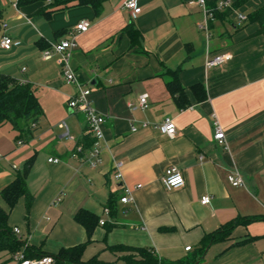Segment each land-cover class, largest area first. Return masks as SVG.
Returning <instances> with one entry per match:
<instances>
[{
	"label": "crops",
	"instance_id": "1",
	"mask_svg": "<svg viewBox=\"0 0 264 264\" xmlns=\"http://www.w3.org/2000/svg\"><path fill=\"white\" fill-rule=\"evenodd\" d=\"M126 1L106 0L99 16L81 5L46 17L37 12L41 1L0 0V42L5 34L15 42L10 49L0 44V72L32 83L43 109L30 136L11 123L0 125V192L33 157L29 193L13 207L0 194L8 223L23 241L19 251L70 264L59 255L82 245L84 262L129 264L132 251L112 248L125 245L170 260L191 256L193 264H264V36L252 35L257 22L244 25L238 18L264 0H247L228 19H216L209 37L199 27L204 11L198 0H137L142 10L135 18ZM82 20L89 28L74 31L70 63L107 117L96 165L88 156L94 135L67 105L76 86L65 81L59 54L43 55ZM130 25L139 33L134 42L125 30ZM224 52L231 58L206 65L208 56ZM175 70L185 106L167 87ZM197 83L203 99L192 88ZM166 117L176 125L173 137L154 126ZM215 120L226 133L224 144L214 137ZM116 161L123 162L122 180L115 178ZM172 164L185 184L168 189L162 178ZM234 170L244 185L229 181ZM122 184L142 186L124 203ZM204 195H210L208 204L201 203ZM79 212L94 219L90 232ZM235 219L224 238L201 250L205 234ZM0 264H16L13 254L1 251Z\"/></svg>",
	"mask_w": 264,
	"mask_h": 264
},
{
	"label": "trees",
	"instance_id": "2",
	"mask_svg": "<svg viewBox=\"0 0 264 264\" xmlns=\"http://www.w3.org/2000/svg\"><path fill=\"white\" fill-rule=\"evenodd\" d=\"M41 1L42 5L38 8L37 12L49 17L54 11L69 8L72 6L90 5L96 16L102 13L104 2L106 0H18V5H24ZM247 0L233 1L232 6L218 10L217 3L209 4L207 6L214 12L215 19L210 21V28L216 19H228L241 4ZM244 25L248 23L257 22L258 29L252 35L264 36V4L256 10L251 11L247 15V19L243 21ZM129 33L132 42L139 37L138 30L133 26L125 28ZM171 78L167 81V87L172 95L178 97L181 105L185 106L188 100L184 101L185 91L182 87L177 71H171ZM195 93L199 95L200 99L206 97L205 89L202 84L197 83L192 86ZM43 112L41 103L36 93V87L28 82L19 81L17 78L0 72V125L4 123H11L15 129L20 130L25 135L30 136L35 125ZM88 147L91 144L87 145ZM33 162V157L27 159L24 168L18 171L16 178L8 186L0 192L4 200L13 207L21 196L29 193L27 186V175L29 168ZM109 208L111 206L109 205ZM83 223H85L88 232L92 228L94 219L88 217L83 213L76 215ZM9 211L5 210L0 205V252L7 251L14 254L19 251L23 245V241L18 237L17 233L8 223ZM241 220H245L242 218ZM240 221L235 219L225 224L220 229L211 233L205 234L202 241L201 250L203 251L210 243L224 238L231 230V228ZM82 245H75L62 251L59 255L61 260H65L70 264H107L97 258H92L87 262L80 259V250ZM112 248L126 249L132 251L126 256L129 264H193L191 256L183 257L177 260L165 259L154 253L151 249L146 247H129L125 245H115ZM26 257H31V253L27 250L24 251ZM43 255L37 256L41 257ZM54 260H56L54 258Z\"/></svg>",
	"mask_w": 264,
	"mask_h": 264
},
{
	"label": "built area",
	"instance_id": "3",
	"mask_svg": "<svg viewBox=\"0 0 264 264\" xmlns=\"http://www.w3.org/2000/svg\"><path fill=\"white\" fill-rule=\"evenodd\" d=\"M200 6L204 11V19L199 24V27L206 33V35L210 36V21L215 19L214 12L210 10L207 6L206 0H198ZM233 0H219L217 3L218 10H224L232 6ZM125 7L129 9L132 16L135 18L142 10L141 6L138 4L137 0H127L125 2ZM238 18L241 21L247 19V15L243 13H238ZM4 26L6 23L3 24ZM89 28V22L87 20L80 21L75 30L71 31L70 37L61 40L60 42L54 43L50 48L44 50L43 55L46 59L52 57L54 53L59 54L60 62L62 65V71L64 79L67 83L73 84L76 86L77 92L75 95L71 96L67 105L75 112L83 115L84 120L87 124V130L94 135V143L93 146L89 150L88 156L91 159L92 165H96L97 159L100 153V141L104 137V124L107 121V117L105 114L99 112L92 103L91 99V88L83 87L77 73L71 67V54L73 48L76 46L75 41V32H83L87 31ZM14 40L9 35H3L1 39V47L4 49H10L14 44ZM231 54L229 52L220 53L214 56H208L206 60V65H217L221 62H224L231 58ZM147 103V96L142 95L140 98V105L145 106ZM144 126H148V122L143 123ZM159 128L165 135L169 137H173L176 134V125L172 117H166L163 122L154 125ZM214 129L215 134L214 137L219 144H224L226 142V133L222 126L219 124L217 120L214 121ZM132 130L136 131L137 127L132 126ZM78 152L83 153L85 151V147L83 145L77 146L76 149ZM58 158H50V161H58ZM123 162L116 161L115 162V178L118 180L123 179L122 173ZM229 181L236 186H242L245 184L243 178L237 170L232 171L228 175ZM162 182L164 186L168 189L179 188L185 184V177L182 170L177 165H169L165 169L164 176L162 178ZM141 184L132 187L127 184H122V195L120 196V201L124 203H128L133 200V191L134 188L141 187ZM210 202V195H204L201 198L202 204H208ZM105 213H110V208H105ZM101 224H104L105 221L101 220ZM16 233H19V229L17 227L14 228ZM191 246H188L186 249H190ZM13 258L16 264H53L54 257L51 255H43L41 257L31 258L26 257L23 251H17L13 254Z\"/></svg>",
	"mask_w": 264,
	"mask_h": 264
}]
</instances>
